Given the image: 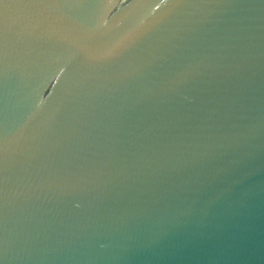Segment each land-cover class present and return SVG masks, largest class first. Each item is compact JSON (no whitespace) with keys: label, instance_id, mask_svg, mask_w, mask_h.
<instances>
[{"label":"water","instance_id":"water-1","mask_svg":"<svg viewBox=\"0 0 264 264\" xmlns=\"http://www.w3.org/2000/svg\"><path fill=\"white\" fill-rule=\"evenodd\" d=\"M0 264H264V0H0Z\"/></svg>","mask_w":264,"mask_h":264}]
</instances>
